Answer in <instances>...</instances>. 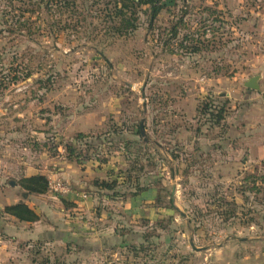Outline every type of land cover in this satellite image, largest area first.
<instances>
[{
    "label": "rangeland",
    "instance_id": "rangeland-1",
    "mask_svg": "<svg viewBox=\"0 0 264 264\" xmlns=\"http://www.w3.org/2000/svg\"><path fill=\"white\" fill-rule=\"evenodd\" d=\"M163 4L152 21L141 6L122 35L113 0H79L61 30L44 17L0 31V215L33 175L53 202L154 187L138 217L109 227L101 213L121 240L101 263L264 264V0Z\"/></svg>",
    "mask_w": 264,
    "mask_h": 264
},
{
    "label": "crops",
    "instance_id": "crops-1",
    "mask_svg": "<svg viewBox=\"0 0 264 264\" xmlns=\"http://www.w3.org/2000/svg\"><path fill=\"white\" fill-rule=\"evenodd\" d=\"M260 151L264 153V148ZM48 195L51 194H28L22 199L39 215L37 221H19L1 213L0 264H104L99 259L113 252L108 242L112 245L121 240L115 230L111 233L105 228L101 213L108 216L105 220L109 227L121 223L118 218L138 217L155 198L156 188L150 187L124 200L106 199L101 204L100 201L81 204L60 195L59 198L66 200L45 201L42 196L58 197ZM8 204L10 202L5 205ZM94 207L102 209L97 214V211H91ZM93 213L97 214L94 220L91 219Z\"/></svg>",
    "mask_w": 264,
    "mask_h": 264
},
{
    "label": "trees",
    "instance_id": "trees-1",
    "mask_svg": "<svg viewBox=\"0 0 264 264\" xmlns=\"http://www.w3.org/2000/svg\"><path fill=\"white\" fill-rule=\"evenodd\" d=\"M6 1H8V5L6 3L7 6H2L3 9H0V17L4 19L0 20L3 25L0 27V31L7 30L8 32L22 34L24 30L28 32L32 31L33 25L36 23L45 24L44 17L49 18L51 21L48 22L51 29L54 26H56L57 30L66 28L67 25L63 26L62 20H58V17L65 13L70 14V18L75 17L74 14L77 13L76 8L78 7L79 0H18L20 3L19 6H14L13 3L15 0ZM113 4L115 13L113 12L110 18H118L119 22L113 28L114 31L121 35L128 33L136 27L137 13L141 6H147L149 8L150 21L165 6L163 0H113ZM8 7H10V10H7ZM11 7L14 8L12 9ZM11 9L19 10V15L17 17L15 14L11 15ZM40 17L42 18L40 19ZM8 24L10 26L5 29V26ZM15 24L19 27L13 30V25ZM59 25L63 27H59ZM24 27L27 28L23 30L22 28ZM220 117L221 115H218L217 119L219 120ZM70 152H73V150ZM17 184L23 189V193L28 194H44L48 190V180L43 175L20 178ZM94 185L100 189L107 190L113 189L114 187V183L104 181H95ZM134 193H130V196ZM2 212L24 222H34L39 219V215L24 202L7 205Z\"/></svg>",
    "mask_w": 264,
    "mask_h": 264
},
{
    "label": "built area",
    "instance_id": "built-area-1",
    "mask_svg": "<svg viewBox=\"0 0 264 264\" xmlns=\"http://www.w3.org/2000/svg\"><path fill=\"white\" fill-rule=\"evenodd\" d=\"M50 187L53 191L58 193H68L70 192V188L64 185L59 179L52 180L50 182Z\"/></svg>",
    "mask_w": 264,
    "mask_h": 264
},
{
    "label": "water",
    "instance_id": "water-1",
    "mask_svg": "<svg viewBox=\"0 0 264 264\" xmlns=\"http://www.w3.org/2000/svg\"><path fill=\"white\" fill-rule=\"evenodd\" d=\"M244 86L250 89H254L257 90L259 88L258 85V76H252L250 77L245 83ZM139 128H140V133L141 135H143V130H142V124L141 122L139 123ZM11 184L14 185V182H12ZM1 208V207H0ZM192 244V243H191ZM193 246V245H192ZM194 247V246H193ZM195 248V247H194Z\"/></svg>",
    "mask_w": 264,
    "mask_h": 264
}]
</instances>
